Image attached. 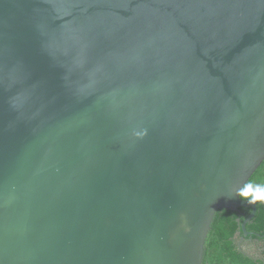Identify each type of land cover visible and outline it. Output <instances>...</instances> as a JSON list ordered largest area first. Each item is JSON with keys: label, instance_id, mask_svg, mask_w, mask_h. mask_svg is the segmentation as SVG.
<instances>
[{"label": "water", "instance_id": "95a60500", "mask_svg": "<svg viewBox=\"0 0 264 264\" xmlns=\"http://www.w3.org/2000/svg\"><path fill=\"white\" fill-rule=\"evenodd\" d=\"M263 159L264 0H0V264L259 258Z\"/></svg>", "mask_w": 264, "mask_h": 264}, {"label": "trees", "instance_id": "16d2710c", "mask_svg": "<svg viewBox=\"0 0 264 264\" xmlns=\"http://www.w3.org/2000/svg\"><path fill=\"white\" fill-rule=\"evenodd\" d=\"M240 197L256 201V213L246 224L248 235L240 245L244 251L259 258L243 254L238 246L243 234L240 222L252 211L250 207L240 206L236 210L216 211L205 239L202 264H264V159L241 189ZM238 231L240 235H237Z\"/></svg>", "mask_w": 264, "mask_h": 264}]
</instances>
